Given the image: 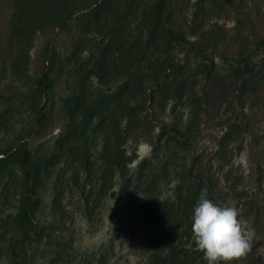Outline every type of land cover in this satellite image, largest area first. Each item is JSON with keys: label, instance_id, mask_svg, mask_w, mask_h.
Here are the masks:
<instances>
[{"label": "rangeland", "instance_id": "1", "mask_svg": "<svg viewBox=\"0 0 264 264\" xmlns=\"http://www.w3.org/2000/svg\"><path fill=\"white\" fill-rule=\"evenodd\" d=\"M151 29L154 58L173 60V67L162 66L155 86L144 69ZM167 29L187 41L170 42ZM263 40L264 0H0V152L27 142L34 155L49 160L42 162L50 177L38 217L51 238L29 253L34 264H89L100 252L107 264H152L139 215L118 214L123 230L109 242V214L133 182L139 185L129 196L135 206L143 200H177L180 206L190 188L207 190L218 205H235L264 259ZM49 42L57 56L49 74L53 85L43 91L38 81ZM66 53L74 62L70 72H82L86 90L70 104L74 114L88 112L106 92L108 103L121 104V125L138 126L121 133L119 195L105 131L92 138L86 164L75 152V123L65 108L75 82L63 75ZM244 59L255 65L251 73L239 62ZM162 122L180 133L153 152ZM17 183L6 199L0 195V246L12 234ZM250 262L246 254L230 264ZM0 264H7L4 254Z\"/></svg>", "mask_w": 264, "mask_h": 264}, {"label": "trees", "instance_id": "2", "mask_svg": "<svg viewBox=\"0 0 264 264\" xmlns=\"http://www.w3.org/2000/svg\"><path fill=\"white\" fill-rule=\"evenodd\" d=\"M158 16L155 20L157 23ZM168 40L171 41H187L181 34H175L172 30H166ZM156 33L153 29L150 30L149 36L146 38L145 49L148 51L149 65L144 66L151 70V78L149 82H152V86L158 85L161 76L159 71L162 66L170 65L173 67V60L166 59L161 61L157 56L156 48L153 43L156 41ZM264 43V40L262 41ZM151 45V46H150ZM67 54L68 63L64 77L66 79L73 78L75 87L73 93L66 100L65 108L70 114V120L75 125L72 128V135L74 138L75 152L77 155L84 156L79 158L86 164V161L90 157V142L94 135L100 131H105L104 143L112 147V162L111 167L115 170L120 180V187L117 194H121L124 189L122 184V143L121 133L126 135L137 131L138 126L130 124L121 125L120 117L116 118V111L121 109V104L117 99L114 102H107L106 92L97 95L92 101L90 110L84 112L83 115L74 114V108L70 104H75L85 93V88L82 80V72H70V67L74 64L71 57ZM57 56L56 47L52 42H49L45 51L46 66L41 72L38 84L43 91L52 87L50 79V69L52 63ZM264 61V59H263ZM139 62V61H138ZM245 73H251L254 70L255 65L244 59L239 61ZM138 63H133L131 67H135ZM154 65V66H152ZM138 67V66H137ZM150 67V69H149ZM139 68V67H138ZM156 69V70H155ZM136 71H139L137 69ZM135 71V73H136ZM155 71V72H154ZM158 72V73H156ZM71 73V74H70ZM71 75V76H70ZM120 88L118 86L116 89ZM114 106V108H112ZM114 113V116H113ZM109 115L112 119H110ZM109 120H112V131L109 132ZM180 130L170 125L169 123L162 122L159 125L158 133L155 143L153 145V152H156L159 145L171 138L172 136L179 135ZM113 139V143L111 142ZM48 161L43 158H39L34 155L30 150L29 144L26 142L20 144L9 151L0 152V195L5 196L10 193V188L16 180L18 183L15 186L12 194L13 213L11 214V236L7 239L3 246H0V255L4 254V259L7 264H34L32 255H29L33 248L44 246L48 244V240L51 235L46 232L45 223L38 217V212L43 205V198L41 189L47 184L49 179V173L46 170L47 165L42 163ZM53 165V163L51 164ZM127 185L125 184V187ZM133 188L129 192L128 197L123 200L118 198L115 207L110 212V237L109 242L112 244L118 240L122 233V226L117 217L128 215H139L138 225L140 226L145 243L149 248V259L153 260L154 264H207L203 258V253L196 249L195 243L192 239V215L194 213V206L201 194L200 189L195 191V188L186 190L184 194L180 195L182 204H175V202H155L152 200H143L141 204L135 206L132 204V199L129 197L138 190L139 185L135 182L130 184ZM195 187V186H194ZM198 192V193H195ZM208 198L212 200L211 194H208ZM181 200L179 203H181ZM55 198L50 196L51 208H55L53 203ZM175 218L176 222H170V218ZM177 219H179L177 221ZM60 221V218H59ZM259 241L252 236L251 250L247 253L251 259V264H264L262 254L258 250ZM54 255H60L57 259H61V252L58 250ZM51 264V261L49 262ZM152 263V264H153ZM89 264H107L103 252L97 254L93 262ZM219 264H226V262H219ZM230 264V262H227Z\"/></svg>", "mask_w": 264, "mask_h": 264}, {"label": "clouds", "instance_id": "3", "mask_svg": "<svg viewBox=\"0 0 264 264\" xmlns=\"http://www.w3.org/2000/svg\"><path fill=\"white\" fill-rule=\"evenodd\" d=\"M239 216L235 205H218L208 198L207 190L201 191L194 206L191 230L196 249L203 253L207 264H227L251 250L253 233Z\"/></svg>", "mask_w": 264, "mask_h": 264}]
</instances>
